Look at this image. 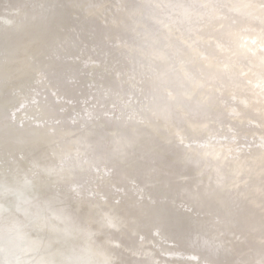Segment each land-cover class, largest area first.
<instances>
[{
  "label": "water",
  "instance_id": "1",
  "mask_svg": "<svg viewBox=\"0 0 264 264\" xmlns=\"http://www.w3.org/2000/svg\"><path fill=\"white\" fill-rule=\"evenodd\" d=\"M18 1L0 0V4H3L2 6L12 5ZM175 1H180L184 7H186L185 5L192 7L195 2H198L196 3L198 5L197 11H203L202 1L206 6L209 2L207 0H163L159 2L161 4L158 8L165 7V10L156 15V18L165 20L171 28L175 27L173 37L177 35L179 38L178 35L180 34V39H182L183 36H187L183 38L186 39L185 43L190 42V37L191 39L202 37L205 40L204 51L213 59L209 60L208 63L207 59L201 61L202 63L199 65L207 63V66H210L212 64V68L206 66V71L211 69V76L215 74L217 76L218 71L215 66L221 65L215 59L219 60L224 57L231 64L230 58H234L236 54L240 57L242 53H245V50L240 49V44L244 40L243 35L244 38L249 37L251 32L236 33L235 28L229 26L226 21L220 23L222 32L211 35L210 28L215 27L219 22L216 21L214 13L212 14L211 11L204 8L206 11L203 15L191 14L195 16L196 22L202 20L203 29L196 31L197 26H193L190 28H193L191 31L195 33H189L186 31L187 25H183L186 20L184 15L187 14L186 10L183 9L184 7L174 9H172L173 6L169 7ZM218 1L222 4L225 3V0ZM238 1L236 0L234 3ZM261 1L264 3V0ZM230 4L231 1L226 2V5ZM83 6H86L88 10H97L100 6H108L107 8L114 11L115 9L112 8L116 6L117 9L114 14L116 17L118 16V20L119 17H123L125 20L131 17H139V12H144L146 8L144 2L141 3L138 0H71L70 3H66L62 7V17H58L55 26H51L48 40H52L54 35L64 33L70 35L71 30L68 27L78 21V18L74 17L72 13L85 14L82 13ZM236 7L239 10V6ZM224 10L227 12L225 8ZM228 12L231 13L227 14ZM228 12L226 15H230V17L235 13L234 11ZM175 13L177 14L173 20L170 15ZM39 14L36 10L31 13L28 12V16L25 17L27 24L23 25L22 28L15 25L2 28L0 24V120H2L0 121V180L11 181L24 173L35 172L38 195L44 199H57L81 223L89 224L93 230H99V235L95 237V241L113 257V264H153L152 262L164 264L157 257V252L162 251L160 248L164 244L158 243L160 246L158 248H153L147 244L149 239H152L151 230H157L159 237L172 240V249L196 251L204 257L216 258L219 254L213 251L208 241H202L203 238L207 239L212 231V235L215 232V225L211 222L213 217L210 220L207 218L211 213L205 212V207L212 209V211L215 209L214 215L227 213L233 209L243 212L240 208L245 207L246 209L247 204H243L242 200L247 201L246 196L248 194L246 193L250 192L252 213L253 217L256 218L254 226L259 224L256 245L261 251L264 248V173L257 171L253 174V170L250 177L248 174L246 177L243 174L242 178H245L243 180H247V183L242 184L241 188H230L227 191L222 186V180L219 179H223V177L219 176L216 179L219 181L215 183L212 191L206 196L202 192L194 193V191L187 189V186L182 182L183 177L197 169L198 162L186 154L187 151L183 146H179L174 139L165 136L171 133L175 127L179 132L180 125H183L184 130H180L184 131V137H192V132L187 128H192L193 122L197 123L196 118L189 116L190 122L188 124V120L183 117V114L195 112L198 117L203 112L200 106L196 108V104H191L186 109L190 101L188 98L193 92V84L191 81L185 80L186 74L188 75L187 72L183 74L184 77H180L178 72H168L159 81L161 86H169V91L172 92L171 96L164 92H157L152 95L153 100L149 103H142L141 100L137 103L131 102L135 105L134 110L125 113L117 120L113 119L116 132L110 135V139L108 138L107 141L103 143L97 141L105 133L96 134L95 137L87 136V133L79 132L80 127L74 126L69 131H65L69 134H67L68 138L65 139H69V141L59 142L60 137L58 135L67 127L65 124L67 116L65 115L64 120L63 114L60 115V113L65 106L63 100L68 99L71 94L69 90L62 85L65 90L62 94L51 95L49 91L44 92L45 89L32 95L30 89L24 91L27 81H24L18 89L11 85L13 80L11 81L10 77L6 76L4 72L2 73V65H7L5 64L7 60L10 62L17 59L21 52V45L24 44L25 39L22 43L16 42L18 33H21L20 31L23 29L33 30L35 24L40 21ZM237 14L233 17L237 26L253 28L254 25L261 23L260 19L253 18L241 9ZM119 29L120 26L118 25L108 29V34L112 37L106 45L111 46L110 51L114 59L116 53L124 50L122 47L116 51L120 48L118 46H124L123 43H125L120 38H126L125 34H118ZM34 32L32 31L31 36L29 35L27 38L31 40L36 38ZM78 33L76 30V34ZM207 38H210L208 39L209 42L206 40ZM134 42L138 41L135 40ZM114 44L118 45L114 46ZM167 44L170 45L168 48L171 47L172 41ZM184 47L187 49L185 44H181L178 49L173 51L178 59H183L186 53ZM160 52L158 57L162 56L161 62L164 59V53L163 51ZM50 54V52H45L41 61H55L56 63L63 61L77 65L74 58L64 61L60 57L50 56ZM244 55L246 56V53ZM116 57L118 58V56ZM134 59L140 60L141 56L135 52L129 61H123V64H120V70H116L115 73L112 72L115 80L127 81L121 76V73H125V68L130 71L131 68L135 67L133 65L138 60L134 62ZM143 61L145 62L143 59L140 60V62ZM224 65H221L220 69ZM62 68L64 67L62 66ZM184 68L189 70L190 67L184 65ZM208 82L212 83V81ZM18 93L26 95L27 104L17 103ZM31 100L39 103L42 107L45 106V111L38 114L34 111L31 113L28 109L29 106H27ZM212 100L214 101V98L209 101L211 109L215 106ZM17 109L31 116V122L24 125L22 122H14L16 119L12 111ZM180 109L182 111L174 118L173 112ZM228 115L233 114L229 113ZM47 117L58 122L53 130L54 135L48 136L43 129L44 127L39 126L48 120ZM173 119L175 120L173 121ZM35 125L39 127H35ZM161 151L165 153H159ZM260 163L264 165V161ZM34 166H38V168ZM131 178L135 179L137 183L132 188L129 183ZM252 187L253 190H251ZM249 188L250 191H248ZM251 195L253 200H251ZM233 201L235 204L232 205ZM179 202H183V204L177 206ZM223 202L226 204V209L223 207L225 206ZM185 203L197 210L188 218L182 215ZM218 204L222 207H217ZM104 213H110L115 218L117 226L114 229L100 227L99 221ZM185 231L188 232L190 241L187 240V237L182 236ZM260 261L261 264H264V256L261 254Z\"/></svg>",
  "mask_w": 264,
  "mask_h": 264
},
{
  "label": "rangeland",
  "instance_id": "2",
  "mask_svg": "<svg viewBox=\"0 0 264 264\" xmlns=\"http://www.w3.org/2000/svg\"><path fill=\"white\" fill-rule=\"evenodd\" d=\"M138 1L144 2L147 9L145 8L144 12H139V17H131L127 20L123 17H119L118 20V16L116 17L114 14L117 7L112 8L113 5L111 8L115 11L107 8L108 6H100L97 10H88L87 5L83 6L82 13L85 14L72 13L74 17L78 18V21L68 27L71 30L70 35L64 33L56 36L53 34L52 40H48L51 26H55L58 17H62V7L64 4L70 3L71 0H19L12 5L2 6L3 4H0L2 28L11 25L22 28L27 24L25 17L28 16V12L36 10L40 13V21L35 24L33 30L23 29L20 31L21 33H18L19 35L17 34L16 42L22 43L24 39L25 42L21 45V52L17 59L10 62L7 60L5 63L7 65H2V73L4 72L6 76L10 77L9 79L13 80L11 85L18 89L24 81H27L24 91L30 89L32 95L45 89L44 92L49 91L51 95L62 94L65 91L63 87H66L71 94L68 99L63 100L65 106L60 115L63 114L64 120L65 115L67 116L65 120L67 127L58 135L59 142L69 141V139H65L69 135L65 131L76 126L81 128L79 129L80 133L85 132L87 136L95 137L96 134L105 133L101 139L97 140L103 143L116 132L113 119L117 120L125 113L134 110L135 105L131 102L137 103L141 100L142 103H149L153 100L152 95L157 92H164L171 96L172 92L169 91V86H161L159 81L168 72H178L180 77L187 72L185 80L191 81L193 92L188 98L190 101L186 109L189 108V105L196 104V108L200 106L203 112L198 117L195 112L183 114L187 120L190 119L189 116L196 118L197 123L193 122L192 128H187L192 132V137H184V131L180 130H184L183 125H180L179 132L175 127L171 133L165 136L174 139L179 146H183L187 151L186 154L198 162L197 169L183 177L182 182L187 186V189L194 193L202 192L204 196L212 191L219 179L222 180L225 191L230 188H241L242 184L247 183V180L242 178L243 174L245 177L247 174L250 177L253 170V174L257 171L264 173V165L260 163L264 161V3H261V0H239L240 3H234L236 0H225V3L222 4L218 0H207L209 4L206 6L202 1L201 4L204 5V8L211 11L212 14L214 13L216 21L219 22L218 25L210 28L211 35L222 32L220 23L226 21L229 26L235 28L236 33L251 32L249 37L244 38L243 35L244 40L241 41L242 45L240 44V49L245 50L246 56L245 53H242L240 57L236 54L234 58H230L231 64L224 57L219 60L215 59L221 65H228H224L221 69V65L215 66L218 71L217 76L216 74L211 76V69L206 71V68H212V64L207 66V63L213 58H210L204 51L205 40L202 37L196 39L190 37V42L185 43L186 39H183L185 36L182 39H180V34L179 38L177 35L173 37L175 27L171 28L165 20L156 18V15L165 10V7L158 8L161 4L159 2L163 0ZM230 1L231 4L226 5V2ZM196 3L198 2H195L192 7L185 5L188 7L186 8L180 1H175L169 6H173L172 9L184 7L187 14L184 15L186 20L183 25H187L186 31L189 33H195L191 31L193 28H190L193 26H197L196 31L203 29L202 20L197 19L198 22H196L195 16L191 15L193 13L195 15L205 14L204 8L203 11L196 10L198 9ZM224 8L227 12L234 11L235 13L230 17V15H226L227 12ZM240 9L249 13L253 18L260 19L261 23L254 25L253 28L237 26L233 17L238 15ZM92 13L94 14L91 15ZM229 13L231 12L227 14ZM176 14L170 15L171 19L175 20ZM196 23L198 24L195 25ZM117 25L120 26L118 34H125L126 38H120L125 43H123L124 46H118L120 48L116 51L122 47L124 50L116 53L118 58L115 56L114 59L110 51L111 46L106 44L112 37L108 34V29ZM76 30L79 32L78 34H76ZM32 31H35L36 34V38L33 40L27 38L29 35L31 36ZM208 39L210 38L206 39L209 42ZM135 40L138 42H134ZM170 41H172V45L168 48L170 45L167 43ZM181 44H185L187 49L183 48L186 51L183 59H178L173 51L178 49ZM117 45L114 44V46ZM160 51L164 53V59L161 62L162 56L158 57ZM45 52H50V56L60 57L64 61L74 58L77 65L63 61L42 62V55ZM135 52L145 62H140L141 59H134V62L138 60L133 65L136 68L133 67L130 71L125 68L124 75L121 73V76L127 81L115 80L113 73L120 70V64H123V61H129ZM206 59L207 63L200 66L199 63ZM184 65L189 66V70H186ZM208 81H212V83ZM213 98L212 103H215V106L211 109L209 101ZM16 99L17 103L27 102L26 95L22 93H18ZM39 105L31 100L27 106L31 113L34 111L38 114L45 111V106ZM181 111V109L174 111L175 115L172 116L176 118ZM12 113L16 119L14 122H22V125L32 120L31 116L22 113L20 109L12 111ZM229 113L233 115H228ZM50 118L47 117L48 120L39 125L44 127L48 136L54 135L53 130L58 123ZM189 122L188 120V124ZM1 125L4 124L1 123ZM39 126L35 125V127ZM261 156L263 157L261 158ZM219 176H222L223 179ZM217 178L219 179L216 180ZM129 183L131 188L137 184L133 178ZM246 194H248L246 196L248 200H242V202L247 204L246 209L248 210L241 207L243 212L233 209L227 213L214 215L215 209L212 211L205 207L204 211L211 213L207 218L210 220L213 217L211 222L215 225V232L212 235V231L207 239L203 238L202 241H208L213 251L219 254L216 258L204 257L196 251L172 249V240L159 237L157 230L150 231L152 239L147 242L148 246L158 248L160 247L158 243L164 244L160 248L162 251L157 252V257L164 264H246L245 258L242 256L246 255L247 257V254H251V252H253L252 264H257L260 254L264 256V248L260 251L256 245L259 224L256 223L257 226H254L256 218L252 213L250 192ZM251 200H253L252 195ZM179 204H183V202H179L177 206ZM231 204L233 205L235 202L233 201ZM224 205L223 207L226 209V204ZM217 207L222 206L218 204ZM193 208L185 203L182 215L188 218L192 213H196L197 210ZM185 236L190 240L186 231ZM165 248L167 250L164 251ZM236 249L240 250L241 254ZM175 258L177 259L173 260ZM157 263L159 264V262Z\"/></svg>",
  "mask_w": 264,
  "mask_h": 264
},
{
  "label": "clouds",
  "instance_id": "3",
  "mask_svg": "<svg viewBox=\"0 0 264 264\" xmlns=\"http://www.w3.org/2000/svg\"><path fill=\"white\" fill-rule=\"evenodd\" d=\"M99 224L117 226L110 213ZM97 235L60 201L38 195L35 172L0 180V264H113Z\"/></svg>",
  "mask_w": 264,
  "mask_h": 264
},
{
  "label": "bare ground",
  "instance_id": "4",
  "mask_svg": "<svg viewBox=\"0 0 264 264\" xmlns=\"http://www.w3.org/2000/svg\"><path fill=\"white\" fill-rule=\"evenodd\" d=\"M182 236L183 237H186L185 236V234L184 233H182ZM188 240V239H187ZM191 240V239H190ZM189 240V241H190ZM236 251L239 253V254H241V251L240 250H238V249H236ZM252 255H253V252H251V254H247V257H246V255H243L242 257H244L245 259H244V261L246 262V264H252ZM261 258H262V256H261ZM249 259V260H248ZM261 263V261H260V256L258 257V261H257V264H260Z\"/></svg>",
  "mask_w": 264,
  "mask_h": 264
}]
</instances>
